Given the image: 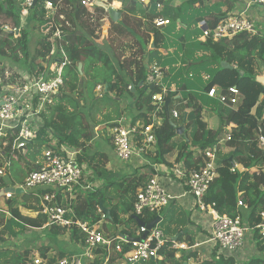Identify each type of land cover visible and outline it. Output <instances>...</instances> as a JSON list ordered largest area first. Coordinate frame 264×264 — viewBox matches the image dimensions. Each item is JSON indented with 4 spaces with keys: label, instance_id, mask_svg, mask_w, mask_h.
Returning <instances> with one entry per match:
<instances>
[{
    "label": "trees",
    "instance_id": "16d2710c",
    "mask_svg": "<svg viewBox=\"0 0 264 264\" xmlns=\"http://www.w3.org/2000/svg\"><path fill=\"white\" fill-rule=\"evenodd\" d=\"M49 1L58 3L57 13L53 26L42 33L47 28H42L40 32V25L50 22L45 9ZM81 1L35 0L28 9L24 25H21L23 0H0V87L23 83L20 72L26 73L25 76L29 78L54 79L56 74L46 67L64 59L72 62L62 74L63 86L53 96L48 113L41 114L43 124L37 140L26 145L24 156L21 150L16 153L20 160H24L25 167L29 171L38 168L37 159L42 149L50 144L47 133L51 132L57 139L58 149L64 147L77 152L76 163L87 164L92 172L89 182L93 183L95 178L102 177L108 158L103 154H89L92 128L98 126L91 122L89 113L100 110L103 107L101 101L106 100V105L114 110V107L119 108L121 99L131 98L128 107L132 115L130 125L140 121L146 126L152 121V97L163 89L172 90L165 99L170 102V118L165 106L157 113L160 123L153 129L155 149L146 152L144 157L151 166L172 170L181 165L183 173L188 176L202 163V151L233 125L230 141L217 154L215 178L204 202L218 215L230 218L239 216L249 228L261 224V214H264V149L259 148L257 136L259 130L264 135V92L255 116H251L250 112L264 90V86L256 81L264 76V27L258 28L254 35L244 32L220 40L202 37L203 28L198 26L199 23L205 22L208 30H214L221 20L231 15L239 0H149L147 4L138 0H102L109 4L120 3L118 12L121 16L119 21L111 22L105 39L99 44L97 41L103 31L99 22L107 14L101 7H95L90 12L81 5ZM160 18L167 19L169 24L156 26L154 21ZM32 37L35 42L33 51L30 50ZM52 37L53 42L50 40ZM150 44L154 47L146 54L143 49ZM162 50L166 52L165 55L161 53ZM222 62L232 68L221 67ZM79 63L82 65L80 71L77 69ZM152 67L160 68L162 77L158 84H151L154 88L150 89L147 77ZM239 71L243 72V76L239 75ZM141 82L143 85L139 86ZM98 86L102 88L101 98L95 96L94 91ZM131 87L134 88L133 92ZM231 87L237 89L239 100L231 107L208 96L212 88L217 93H225ZM84 97L88 99L89 106ZM176 103L181 106L180 110L173 107ZM173 111L178 113L177 119L172 118ZM184 114L186 137L179 136V141L175 142L174 139L178 137L176 126L181 125ZM117 123H108L106 128ZM231 156L233 164L243 171L231 172L232 166L227 161ZM256 166H261L262 170L259 173L251 172ZM1 167L3 163L0 160ZM153 171L116 182L117 187L124 190L122 193L118 189L119 199L123 203L121 209L112 203L111 196L106 197V191L115 183L76 193L71 200L74 219L97 226L103 215L98 211L100 203L108 201L111 205L110 221L114 226H125L119 234L133 239V228H138L131 213L133 204L148 180L156 176ZM20 172L23 176L26 173L20 170L8 176L10 178L0 176V191L21 182L18 178ZM30 195L24 196L21 207L30 211L31 215H23L14 206H11L10 212L26 225L42 228L46 226L47 219L43 215L32 214L38 212L40 206L36 196ZM239 201L246 208L239 207ZM156 217L157 212H145L139 216L145 223ZM186 225L185 222L182 226L177 225L176 230L162 232L168 239H173V234L178 232L177 242L193 246V236L188 232L181 234ZM49 231L56 236L69 234L73 244H84V236L75 226H50ZM249 242L259 256H250L245 262L238 263L234 258H223L214 251L210 258L200 262L196 260V264H264V237L258 229L252 231ZM170 246V243L164 245L158 253L161 259L150 264H185L189 259L198 257L195 251H182L180 257L176 258L177 252ZM128 249L129 245L125 244L123 251ZM41 252L48 257V249L41 248ZM29 253V249L20 252L11 264H26ZM100 254V259L89 264H117L122 258L114 252L106 260V254L102 251ZM60 256L71 255L60 252Z\"/></svg>",
    "mask_w": 264,
    "mask_h": 264
},
{
    "label": "built area",
    "instance_id": "2783aa9c",
    "mask_svg": "<svg viewBox=\"0 0 264 264\" xmlns=\"http://www.w3.org/2000/svg\"><path fill=\"white\" fill-rule=\"evenodd\" d=\"M138 1L143 4L149 2V0ZM249 1L251 4L264 9V0ZM34 3L35 0H23L20 11L21 22L26 18L28 9ZM81 5L90 12L96 7L95 0H82ZM57 7L58 3L54 4L49 1L45 4V9L48 11L47 17L50 21L45 30L46 32L54 24ZM168 22L167 19L160 18L156 19L154 24L156 26H166ZM198 26L203 28V38H213L215 40L231 38L244 32L254 35L258 30V27L242 13L231 14L224 18L214 30H208L205 27V22H200ZM50 40L53 42V37ZM51 54H53V51ZM71 64L72 62L64 59L63 62L54 61L46 67L49 72L56 74L54 79H35L22 75L23 83L16 82L14 85L0 87V160L3 163V167L0 168V176H4L6 169L9 167L7 159L13 157V154L16 155V151L25 152L26 145L37 140V134L41 126L38 124L40 119H37L36 115L40 113V109L46 108L52 103L53 96L63 86L62 74ZM161 77V69L152 67L147 77V83L151 85L157 81L159 82ZM97 89L101 90V87H97ZM167 91L166 89L162 90L161 93L152 97L154 110L149 125L143 126L139 122H136L133 126L117 123L107 128L108 138L117 158L121 162H129L134 156H145L146 152L155 149L156 140L153 129L155 125L160 123L157 113L161 112L165 106V99L170 94V91ZM208 96L229 107L239 101L238 91L235 87L228 88L225 93H217L216 89L212 88L209 90ZM171 116L177 119L178 113L173 111ZM232 127L234 126L227 127L221 138L202 151V163L188 176L178 168L165 172L169 177L174 175L175 179L183 180L195 207L204 215L211 217L208 227V243L212 252L215 251L217 255L226 259L234 258L239 254L248 238H251L253 230L258 229L259 234L264 237V214H261L263 220L261 224L249 228L242 223L239 216L230 218L227 215H218L204 202L206 192L215 178L217 154L220 148L230 141ZM47 134L51 142L43 148L41 159L37 162L38 168L29 171L23 184L18 189L23 191L39 189L38 193L36 192V197L39 200L40 210L35 212L34 215L45 216L47 226H58L60 228L75 226L84 236V244L82 245L84 251L80 256L71 255L54 258L44 257L39 251H34L26 264H86L94 261L97 250H101L106 254V260L115 252L122 256L120 264H144L160 260L158 253L167 243H170L171 249L177 252L175 257H179L182 251H195L196 247L199 246L197 243L188 246L184 242H177L176 239H168L162 230L156 227L148 231L145 227L138 226L134 238L129 239L126 235L121 234L111 237L96 226H89L86 222L76 221L71 204L72 197L76 193L92 190L94 186L87 182L82 165L76 163L77 152L68 151L64 147L58 149L56 147L57 142L51 132ZM8 138H13V140L9 141ZM257 143L259 148L263 150L264 135L260 130L258 131ZM260 169L261 166H256L251 169V172L258 170L255 173H259ZM230 170L231 172H235V170L243 171L237 165H233ZM11 197V193H5V199L8 200ZM173 199L174 197L167 192L161 181L155 176L149 179L137 194L132 212L137 217L145 212H159L168 206ZM238 206L246 208L241 201L238 202ZM98 211L102 212L100 208ZM104 218L105 215L103 214L102 219ZM143 235H146L145 238H142ZM125 244L129 245L126 252L123 251ZM193 260L190 261L193 262Z\"/></svg>",
    "mask_w": 264,
    "mask_h": 264
},
{
    "label": "crops",
    "instance_id": "0c3cea01",
    "mask_svg": "<svg viewBox=\"0 0 264 264\" xmlns=\"http://www.w3.org/2000/svg\"><path fill=\"white\" fill-rule=\"evenodd\" d=\"M111 7H113L115 10H118L120 8V3L114 2L111 4ZM235 13H242L244 16H247L256 26L257 25L259 26L258 28L264 27V9L260 6L251 4V2L249 0H239L237 5L235 6L234 11L231 12L230 14H235ZM261 13H262V15H261ZM255 22H259V23L257 24ZM143 50L147 54L152 49H150V48L148 49L147 47H144ZM161 53L163 55L166 54L165 51L161 52ZM147 62L148 61H145V63H147ZM175 63H176V61H175ZM178 69L179 68L177 67L176 71H178ZM101 90H102V88H101ZM96 91H97V88L95 89V92ZM131 101H132L131 98H127L125 100L121 99L119 109L122 110V114H124V115L120 119L108 121L107 124L111 123V122L112 123L118 122V123H122L124 125L130 124L131 119H132V115H131V112L128 109V107L131 104ZM101 109L102 108H100V110ZM100 110H98L97 113L100 112ZM138 122L141 123L140 121H138ZM107 138H108V135H107ZM94 141H97L96 144L99 147L94 150L95 152L93 154H103L108 158V164L106 165L105 169L102 170V175H101L102 177L99 176V177L95 178L94 182L91 183L94 186V189H98L104 184L103 178L104 177L106 178L107 175L115 174L118 176V178L119 177L121 178V175L127 176V177H132V176L143 175L144 173H147L148 170H154L153 172H155L158 180L161 181V179H162V182L164 183L167 192L174 197V199L165 208L167 209L170 206H171V208L180 207L189 213L187 225L182 229L181 234L183 235L184 233L188 232L190 235L193 236L194 241H195V238L197 239V237H196L197 231L202 232V230H206L208 232V227H209L211 217L208 215L207 216L204 215L203 213H201L198 210V208L195 207L194 203L192 202V198L188 194L187 188L184 186L183 180H177V179H175L174 175H170V177H169L165 174V172L170 170V169H167L163 166H155V165L151 166L150 162L144 156H142V157L134 156L129 162L123 163L117 158V156L114 152V149L111 145V142H109V139H107V141H103L99 137L97 140L93 139V141H91V142H94ZM26 152L27 151H25V152L22 151V156H24L26 154ZM16 153H17V151H16ZM40 159H41V156L38 157L37 162L40 161ZM7 161L9 162V167L6 169L5 175L2 177L11 176L12 173L17 174V172H19L20 170L24 171V172L26 171L24 160H20L17 157V154L16 155L13 154V157H10L9 159H7ZM14 164H17V166ZM174 168H178V169L182 170V167L180 165H177ZM27 172L29 173V171H26V174L24 176L21 175V172H20V174H19L20 177H18V178L21 179V182L17 183L16 186H14V188L19 187L23 184L24 179L28 174ZM103 173H105L104 177H103ZM91 177H92V172H90L88 180H90ZM8 178H10V177H8ZM88 180H87V182H89ZM162 182H161V184H162ZM38 190L39 189H32V190H27V191H19L18 190V193L14 194L12 196V198L9 199L12 201L9 204L4 203L5 207L0 210V264H9V263L11 264L13 262V260H12L13 258H15L20 252H22L24 250H28V249L30 251L28 259H29V257H31V253L34 251H39L42 254L41 248L48 249L47 256L50 258L61 257L60 252H64L66 254L73 255V256H80L83 254L84 247L73 244L70 241L69 234L56 236V235L52 234V232H50L49 235H51V236H50V238H48L47 237L48 232L46 234L45 230L49 229L50 226L46 225L42 228H35V227H31L29 225H26L21 220L13 217L12 213L10 212L11 206L17 207V209L23 215H31V212L22 208L21 204H22V201L24 200V196H27L29 194H31L30 196H34V195L36 196V192L38 193ZM2 198H4V197H2ZM2 198L0 197V199H2ZM5 202H7V201L5 200ZM38 203H39V200H38ZM103 208L108 210V212L110 214V208H111L110 203L103 201ZM165 208H163V209H165ZM163 209L160 210L159 212H157V216H159L161 218L160 222H163V217H166L165 220H167V217H168V215H165V213L163 214V211H164ZM131 213L133 214L132 211H131ZM32 214L34 215V213H32ZM109 214L106 215V217L104 219H102V221H100V223L96 227H98L101 231H103L105 234H107L111 237L119 236L120 231L125 229V226H114L112 224V222L110 221ZM169 217H170V220L173 222V224H172L173 228L171 230H176L177 225L182 226L184 224L181 222H175L173 219H171V218H173L172 216H169ZM6 218L12 220V223L10 224V226L8 228H7V224H5ZM108 224L111 226V232L110 233H108L109 232V229L107 227ZM133 230L136 232L137 229L133 228ZM173 235H174L173 239H176L180 234H178V232H176ZM13 237H15V241L12 243H8L9 241H13ZM51 237H52V240H51ZM195 242L198 243L197 241H195ZM5 244H8V246H6ZM9 250H11L13 253L10 260L8 258H6V256H5L6 254H8ZM100 252H101V250H97L95 252L96 257L94 258V260H96V259L98 260L101 258L102 254H100ZM179 257H176V258H179ZM192 259L193 258L189 259L188 261H190ZM90 262H87L86 264H89ZM120 263H121V261H118L117 264H120ZM144 264H150V263H144ZM186 264H189V263H186Z\"/></svg>",
    "mask_w": 264,
    "mask_h": 264
},
{
    "label": "rangeland",
    "instance_id": "374dc122",
    "mask_svg": "<svg viewBox=\"0 0 264 264\" xmlns=\"http://www.w3.org/2000/svg\"><path fill=\"white\" fill-rule=\"evenodd\" d=\"M261 15H262V13H261ZM24 23H25V19L23 20V22H21V24L24 25ZM255 23L258 24L259 22H255ZM168 24H169V22H168ZM47 27H48V24L47 23L41 24L40 25V32H42V28H47ZM100 28L102 29L103 27L100 26ZM105 35L106 34H104V32L102 31V36L97 41L99 44H102L103 38L105 39V37H104ZM34 47H35V42H34V39L32 37L31 45H30V50L33 51V48ZM146 47L149 49L150 48V45L149 46H146ZM20 73H21V75H26V73H23V72H20ZM163 90H165V89H163ZM169 91H170V93L172 92V90H168L167 92H169ZM95 96L96 97L98 96V98H101V96H102V90H98L97 89V91L95 92ZM84 99H85L86 105L89 106L88 99L86 97H84ZM101 102L103 104L102 105L103 107L100 110V112L97 113V111H96L93 114L92 113H89V114H91L90 115V117H91L90 119H92L91 122L98 124V127L97 128H92V136L94 137V138H92V141H93V139L94 140H97L99 137L103 141H107V139H108L107 138L108 130L106 128L107 122L110 121V120L120 119L124 115V114H122V110H120L119 108H116V107L113 108L112 107L114 110H110L109 106L106 105L107 104V101L106 100L101 101ZM173 107L176 108V109H178V110L181 109V106H179L177 103L174 104ZM37 109H38V107H37ZM48 111H49L48 106H46V108L43 107L42 109H40V113H38L36 115V117H38L37 119H40V121L38 120V124H40V126H42V124H43L41 114H44V113L47 114ZM90 124H92V123H90ZM178 140H179V137H177L176 139H174L175 142H177ZM55 141L57 142V139H55ZM96 142L97 141H94V142L89 143V145H88V146H90L89 154H93L95 152L94 150L99 147V146H97ZM123 163H125V162H123ZM82 168H83V171L86 174V179L88 180V177L90 175L91 170L87 167V164H82ZM25 169H26V171H29V169L27 167ZM254 172H258V170L254 171ZM104 176H105V173H103V177ZM125 177H127V176L121 175V178L120 177L118 178L117 175H115V174L112 175L111 174V175H107L106 178L105 177L103 178V181H104L105 184H103L102 187H104V185L107 186V185H109L111 183H115V184H113V186H111L108 189V191H106V197L107 196H111L112 199H113L112 200V203L114 205H116L118 207V209H121L122 208L123 203H121V201L119 199V197H120V193H119L120 188L117 187V183L116 182L119 181V180H122ZM161 182H162V179H161ZM162 184L165 187V185H164L163 182H162ZM121 192L123 193L124 190L122 189ZM117 194H118V196H117ZM5 200L6 199H4V198L0 199V210L5 207V204L4 203L9 204L12 201V200H6L7 202H5ZM106 202L108 203V201H106ZM163 210H164L163 211V214L165 213V215H168L167 220H165L166 217H163V222H160L156 226V228H159L160 230H162L165 233H168L173 228V225H172L173 222L170 220V217L169 216H172L173 218H171V219H173L175 222H181V223H185L186 222L187 223V221H188L189 213L186 210H184L183 208H180V207L171 208V206H170L169 208H167V209L165 208ZM11 223H12V220L6 218L5 224H7V228L10 226ZM107 227L109 229V232L108 233H110L111 232V226L108 224ZM45 232H46V234L48 232L47 237L50 238L51 235H49L50 234L49 229L45 230ZM206 232H207L206 230H202V232L201 231L200 232L197 231V235H196L197 239L195 238V241L198 242L197 244H199V246L196 247L195 252L198 254V257L195 260H193V262L192 261H188L189 264H196V262H197L196 260H198V262H200L202 260H205V259L211 257L212 249H211V246H210V244L208 243V240H207L208 239V236H209L207 234L208 232L207 233ZM51 240H52V237H51ZM14 241H15V237H13V241H9L8 243H12ZM195 241H194V243H196ZM248 242H249V238H248ZM5 245L8 246V244H5ZM12 255H13L12 251L9 250L8 254H6L5 256H6V258H8L10 260L11 257H12ZM255 255L256 256H259V254L255 251V249H254L253 245L251 244V242H249L248 244L245 243V246H243V248L241 249V251L239 252V254H237L234 257V259H235L236 262L240 263V262H245L247 259L250 258V256H255Z\"/></svg>",
    "mask_w": 264,
    "mask_h": 264
},
{
    "label": "water",
    "instance_id": "95a60500",
    "mask_svg": "<svg viewBox=\"0 0 264 264\" xmlns=\"http://www.w3.org/2000/svg\"><path fill=\"white\" fill-rule=\"evenodd\" d=\"M95 6L103 8L105 10V12L108 13V15H109V19L108 18H104V19L100 20V22H99V25L103 27L102 30H103L104 34H106L107 33V30L110 27V23L111 22H117V21H119L121 15L118 12V10H115L109 4H107L105 2H102L100 0H95ZM153 47H154V45L151 44L150 45V49H153ZM161 52H164V51L162 50ZM77 67H78L77 69L80 71L82 65L79 63ZM221 67H223V68H232V66L228 65L225 62H222L221 63ZM239 75L240 76H243V72L242 71H239ZM256 81L259 82L260 84H262L264 86V76L258 77L256 79ZM157 83H158V81H157ZM142 85H143V83L141 82L139 84V86H142ZM149 88L150 89H153L154 88V85H150ZM133 90H134V88L131 87V91H133ZM263 92H264V90L259 95L258 101H257L256 105L252 108V110L250 112L251 116H255L256 109H257L259 103L261 102V100L263 98ZM169 103H170L169 101H166L165 102V108H166V111H167V117L168 118H169V111H168ZM185 122H186V114H184V116H183V120H182L181 125L180 126H176V134H177V136H180V137L182 136L183 138L186 137V135L184 134V132H185L184 124H185ZM227 161H228V163L231 166L234 165L233 164V158H232V156L229 157ZM5 193L17 194L18 193V190L14 189L12 187H8V188H5V189H2L0 191V197L1 198L4 197ZM99 208L105 214V217H106V215L109 214L108 210H106V209L103 208V201L100 203V207ZM133 219L136 221V223H137L138 226L145 227L148 231H150L151 229H153L154 227H156L160 223V221H161V218L159 216H157L156 218H154L149 223H145V222L141 221L140 218L137 217V216H133ZM145 236L146 235H143L142 238H145Z\"/></svg>",
    "mask_w": 264,
    "mask_h": 264
},
{
    "label": "clouds",
    "instance_id": "9594fccd",
    "mask_svg": "<svg viewBox=\"0 0 264 264\" xmlns=\"http://www.w3.org/2000/svg\"><path fill=\"white\" fill-rule=\"evenodd\" d=\"M100 1H102V0H100ZM103 2V1H102ZM106 3V2H105ZM107 4H109V3H107ZM110 6H111V4H109ZM97 7V6H96ZM107 15L106 16H104L102 19H104V18H108L109 19V15H108V13H106ZM111 24V23H110ZM166 102V101H165ZM169 118H170V114H169ZM12 188H14V187H12ZM14 189H16V190H19V191H23V190H21V189H18V187H16V188H14ZM14 194H12V196H13ZM4 198H5V195H4ZM12 198V197H11ZM10 198V199H11ZM7 200V199H6ZM9 200V199H8Z\"/></svg>",
    "mask_w": 264,
    "mask_h": 264
},
{
    "label": "bare ground",
    "instance_id": "6f19581e",
    "mask_svg": "<svg viewBox=\"0 0 264 264\" xmlns=\"http://www.w3.org/2000/svg\"><path fill=\"white\" fill-rule=\"evenodd\" d=\"M94 59V58H93ZM102 60V59H101ZM109 66V65H108ZM77 135V134H76Z\"/></svg>",
    "mask_w": 264,
    "mask_h": 264
}]
</instances>
